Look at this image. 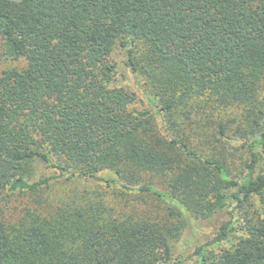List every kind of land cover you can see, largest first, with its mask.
Masks as SVG:
<instances>
[{
  "label": "trees",
  "instance_id": "16d2710c",
  "mask_svg": "<svg viewBox=\"0 0 264 264\" xmlns=\"http://www.w3.org/2000/svg\"><path fill=\"white\" fill-rule=\"evenodd\" d=\"M0 39V264H184L219 213L197 264H264V0H0ZM40 163L119 189L53 204Z\"/></svg>",
  "mask_w": 264,
  "mask_h": 264
},
{
  "label": "rangeland",
  "instance_id": "374dc122",
  "mask_svg": "<svg viewBox=\"0 0 264 264\" xmlns=\"http://www.w3.org/2000/svg\"><path fill=\"white\" fill-rule=\"evenodd\" d=\"M124 52L120 48H115L113 52V61L116 66V74L113 76V84L117 87H124L135 94V103L131 105V108L137 110H149L155 115V110L150 103V99L147 97L144 91L143 82L136 77L128 67L125 66ZM25 61L23 59H11L4 55L3 47L0 39V73L3 69L16 67L20 68L24 66ZM36 178L56 175L57 177L51 181L49 187L46 189L48 199H51L53 204L61 199H81L82 197H93L99 193L108 192L119 189V186L114 182H108L109 179H115V175L112 171H101L97 174V178H77L69 177L68 174L60 175L59 172L48 167L45 164H38ZM226 218L222 213H219L213 217L210 221H191L188 227L183 232L181 238L175 242L173 246V259L178 257L184 264H197V254L195 250L197 247H204L203 249L217 250L216 245H212L210 242L213 236L214 226L220 221V219ZM225 242H222V246H226ZM174 261V260H173Z\"/></svg>",
  "mask_w": 264,
  "mask_h": 264
}]
</instances>
